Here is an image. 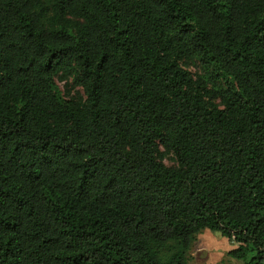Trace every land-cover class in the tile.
Returning <instances> with one entry per match:
<instances>
[{
  "label": "trees",
  "instance_id": "1",
  "mask_svg": "<svg viewBox=\"0 0 264 264\" xmlns=\"http://www.w3.org/2000/svg\"><path fill=\"white\" fill-rule=\"evenodd\" d=\"M203 229L264 264V0H0V264H190Z\"/></svg>",
  "mask_w": 264,
  "mask_h": 264
},
{
  "label": "rangeland",
  "instance_id": "2",
  "mask_svg": "<svg viewBox=\"0 0 264 264\" xmlns=\"http://www.w3.org/2000/svg\"><path fill=\"white\" fill-rule=\"evenodd\" d=\"M185 69L191 76L202 74L203 70L197 61L190 62ZM58 86L62 92L69 89L71 93V80H68V85L64 86L63 82H58ZM162 162L169 167H176L177 163L172 154H167L163 157ZM236 247L233 241H229L219 232L203 229L195 235V240L192 243L187 258L190 264H243L241 260H236L229 255V251Z\"/></svg>",
  "mask_w": 264,
  "mask_h": 264
}]
</instances>
